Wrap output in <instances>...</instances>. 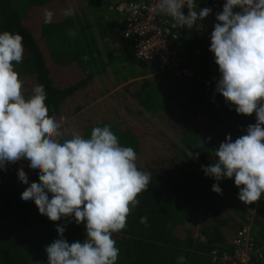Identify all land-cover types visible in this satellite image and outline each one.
I'll return each instance as SVG.
<instances>
[{
    "label": "trees",
    "instance_id": "1",
    "mask_svg": "<svg viewBox=\"0 0 264 264\" xmlns=\"http://www.w3.org/2000/svg\"><path fill=\"white\" fill-rule=\"evenodd\" d=\"M85 1L82 15L74 12L69 18L65 16L66 0H0V32L23 37V60L14 62V70L22 82L24 97L32 95L35 85H43L49 118L58 123L69 120L67 128L60 129L59 141L74 134L87 139L94 127L109 125L122 146L134 149L139 164L145 135L131 128L130 120L124 119L129 116L134 121L145 119L148 127H155L154 121L164 125L179 142L167 150L166 163L137 166L152 179L147 190L137 195L139 204L128 214L126 227L112 235L119 249L116 264H177L181 256L185 264H227L222 261L223 255L231 256L230 241L252 210L253 235L259 245L263 244L264 223L258 218L264 221V194L258 201L244 204L232 179L218 182L222 191L217 194L211 190L217 182L201 169L216 162V148L226 136L235 140L246 134L248 125L256 123L255 113L237 114L234 106L215 93L219 72L209 51L212 31L188 28L174 41L183 59L180 65L189 66L198 76L177 78L167 73L159 75L156 63L135 58L133 39L122 33V19L115 30L121 40V55L113 58L114 51L105 44L106 58L113 66L116 60L139 65L144 69L141 76L147 77L125 84L122 91L126 95L112 92L104 99L110 103L104 111L99 107L93 116L82 119L75 114L113 88L94 34H100L105 43L109 36L114 39L105 16L120 17L115 0ZM45 12L52 13L48 24L44 23ZM113 68L119 76L120 71ZM130 75H134L133 69ZM116 79L120 84L126 82ZM199 116L204 117L203 127L193 129ZM190 152L199 153L198 158L190 157ZM28 182L22 185L15 172H7L0 183V264H47L44 249L58 238L57 225L65 226L64 238L70 244L85 239L83 223L76 224L71 217L50 221L39 214L34 203L22 202L21 194L39 183L38 176H31ZM144 216L147 225L140 223Z\"/></svg>",
    "mask_w": 264,
    "mask_h": 264
},
{
    "label": "clouds",
    "instance_id": "2",
    "mask_svg": "<svg viewBox=\"0 0 264 264\" xmlns=\"http://www.w3.org/2000/svg\"><path fill=\"white\" fill-rule=\"evenodd\" d=\"M195 9L194 0H156V11L179 28H192L211 13L207 7ZM73 15L71 9L65 12ZM215 19L209 47L219 72L215 93L237 114L255 113L256 123L235 140L226 136L216 148V162L201 169L217 182L213 192L221 193L222 179H232L238 199L251 204L264 194V0H225ZM51 20L52 13L45 12L44 23ZM23 54L20 34L0 32V170L25 161L39 183L28 186L21 201L34 203L50 221L71 217L84 224L85 239L71 244L65 226H56L58 238L44 249L47 264H116L119 249L112 235L126 227L151 174L137 167L136 152L122 146L109 125L94 127L87 139L74 134L59 141L61 124L49 118L44 86L35 85L27 99L22 94L14 62L21 63ZM17 177L28 185L23 169ZM140 223L147 225V217ZM177 264H185V258L178 257Z\"/></svg>",
    "mask_w": 264,
    "mask_h": 264
},
{
    "label": "built area",
    "instance_id": "3",
    "mask_svg": "<svg viewBox=\"0 0 264 264\" xmlns=\"http://www.w3.org/2000/svg\"><path fill=\"white\" fill-rule=\"evenodd\" d=\"M225 0H194L196 11L207 7L211 9L209 16L203 20H197L192 28L201 30L210 28V24L217 23L215 17L222 11ZM115 8L123 21L122 31L125 38L133 39L132 48L135 58L148 64L156 63L158 73H167L177 78H198L189 66H181L183 61L174 41L181 33L188 29L175 26V21L166 15L156 11V0H132L130 2L115 0ZM187 15V8L182 9ZM239 11V9H234ZM23 169L27 178L38 176L30 171L28 164L21 160L14 164L6 165V169L0 170V183L7 172H15ZM253 215L242 224L236 235L231 239V256L223 255L222 261L227 264H263L264 243L259 245L253 235Z\"/></svg>",
    "mask_w": 264,
    "mask_h": 264
},
{
    "label": "rangeland",
    "instance_id": "4",
    "mask_svg": "<svg viewBox=\"0 0 264 264\" xmlns=\"http://www.w3.org/2000/svg\"><path fill=\"white\" fill-rule=\"evenodd\" d=\"M58 7V6H57ZM56 7V8H57ZM86 7V1L85 0H66L65 3V10L71 9L72 12L77 15H82L81 9H85ZM65 11V12H66ZM88 13V12H87ZM90 16V15H89ZM118 16L115 14H106L105 19L108 21L109 26L114 22L116 23ZM59 19V18H56ZM118 23V22H117ZM97 36L98 34L95 32L94 34ZM111 39V36H109ZM101 41V40H100ZM112 65L111 63H109ZM128 73V72H125ZM161 75V74H159ZM117 86V85H116ZM106 89V88H105ZM119 92L124 94L122 89L119 90ZM127 97V96H126ZM133 102V101H132ZM135 104V102H133ZM110 105L107 100H104L100 102V104H93L91 107H86L85 110H81L80 113L77 115H80L81 117L84 116H93L95 112L100 108L104 111L108 106ZM120 110V109H119ZM114 112V111H113ZM117 113V112H114ZM146 117L150 118L151 120H155L153 117H151L149 114L145 113ZM145 117V118H146ZM126 121H129L132 125L131 128L136 133H142V135H145V146L141 147L140 155H139V164L137 166L143 167L146 165H151L154 163H166L165 157L167 155V150L169 147H172L174 144H179V142L174 139V137L170 134V132L167 130V128L164 125H161L160 123L154 121L155 127H148L147 122H145V119L143 120H131L129 116L124 117ZM96 120V119H94ZM67 118L63 119L62 122H60L61 127L67 128ZM204 117L199 116L196 121L194 122L193 129H201L203 127ZM67 131V130H66ZM73 129L69 128V135H72ZM168 146V148H166ZM253 211H250L252 215Z\"/></svg>",
    "mask_w": 264,
    "mask_h": 264
},
{
    "label": "crops",
    "instance_id": "5",
    "mask_svg": "<svg viewBox=\"0 0 264 264\" xmlns=\"http://www.w3.org/2000/svg\"><path fill=\"white\" fill-rule=\"evenodd\" d=\"M117 22L118 23L121 22V17H118L117 20H116V23L113 22L109 26V29H108L109 33H111V34L113 33L114 39H112V38L110 39V37H108V39L106 40V43H105V42L100 41V37H99L100 34L97 35V36H95L98 49H99V51L101 53L103 62L105 63V68H106V71H107V74H108L109 81L111 82L113 88L108 93H104L101 96H99L97 99L92 100L89 103V105L97 104L99 101L106 99L109 95H111L112 92L119 91L128 82H131V81H134V80H138L140 78L147 77V76H141L142 73L144 72V69H142V67L139 66V65H130L127 62H125V63H121V62L118 63L117 60L115 61V64H114L115 66L109 64V60L106 58V56H107V53H106L107 50H106L105 44L108 45V49L110 51L111 50L114 51V53L112 54V57L113 58H115L116 55H121L119 53V50H118L119 42L121 40H120L119 34L115 31L117 29V26H116L117 25ZM213 26H214L213 24H210L209 30L213 31ZM97 32H99V31H97ZM105 32H107V30ZM120 66H123L122 67L123 69L118 68ZM113 67L117 68L120 71V75L119 76H116L115 75V71H114V68ZM132 69H133L134 75H130ZM125 72H128V73H125ZM150 76H151V74L148 77H150ZM117 77L119 78V80H122V79L126 80V82H124V83L121 82V84H120L118 82V79H116ZM101 90H102V88H100L99 91H101ZM75 115H77V114H75ZM88 117H90V116H84V117H82V119H87ZM258 219H259V221H261V222L264 223V221L261 218H258Z\"/></svg>",
    "mask_w": 264,
    "mask_h": 264
}]
</instances>
